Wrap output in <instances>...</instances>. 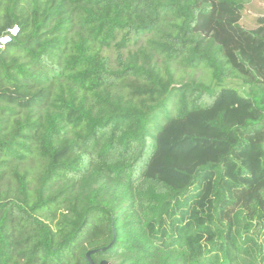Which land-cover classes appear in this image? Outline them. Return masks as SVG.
Listing matches in <instances>:
<instances>
[{"label": "trees", "instance_id": "trees-1", "mask_svg": "<svg viewBox=\"0 0 264 264\" xmlns=\"http://www.w3.org/2000/svg\"><path fill=\"white\" fill-rule=\"evenodd\" d=\"M248 1L0 0V37L20 27L0 52V264H264Z\"/></svg>", "mask_w": 264, "mask_h": 264}, {"label": "rangeland", "instance_id": "rangeland-1", "mask_svg": "<svg viewBox=\"0 0 264 264\" xmlns=\"http://www.w3.org/2000/svg\"><path fill=\"white\" fill-rule=\"evenodd\" d=\"M249 3L255 5L254 9L250 10L247 8V11L245 12L247 22L250 23V20L252 21L254 18H256L259 15V12H257V5H261L262 1H257V0H249ZM152 38L151 35H148L146 37H142L138 43H132L130 44L127 48H124L122 52L125 54L123 58H127L128 53L131 51V53L137 52L141 47L147 46L149 47L148 44V39ZM104 54H108L111 58V62L114 66H117V56H118V51L116 48L109 49L104 52ZM124 58V59H125ZM163 61L162 58L158 57L155 58V62H159L161 64ZM161 66V65H159ZM171 69L174 71L175 77L177 81L181 82H187L188 80L195 79V80H200L203 78L204 81L208 82V80L211 79V74L207 73L204 69L199 68L196 70H190V69H185L178 63H172L171 64ZM30 179L32 180V185L31 188H35L37 185L36 182V176H37V166L35 163H30Z\"/></svg>", "mask_w": 264, "mask_h": 264}, {"label": "built area", "instance_id": "built-area-1", "mask_svg": "<svg viewBox=\"0 0 264 264\" xmlns=\"http://www.w3.org/2000/svg\"><path fill=\"white\" fill-rule=\"evenodd\" d=\"M20 34L19 25H14L0 37V52L4 51Z\"/></svg>", "mask_w": 264, "mask_h": 264}, {"label": "water", "instance_id": "water-1", "mask_svg": "<svg viewBox=\"0 0 264 264\" xmlns=\"http://www.w3.org/2000/svg\"><path fill=\"white\" fill-rule=\"evenodd\" d=\"M115 241H116V234H115V236H114V242L112 243V245L115 243ZM112 245H110L109 248H110ZM106 249H108V248L98 249V250H92V251L88 252L87 255H86V258H87L89 264H96V263L93 261V259H92V255H94V254H96V253H99V252H101V251H105ZM100 264H109V263L106 262V261H102Z\"/></svg>", "mask_w": 264, "mask_h": 264}]
</instances>
